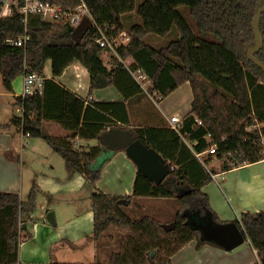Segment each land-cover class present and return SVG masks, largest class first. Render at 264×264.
Here are the masks:
<instances>
[{
  "label": "trees",
  "instance_id": "trees-1",
  "mask_svg": "<svg viewBox=\"0 0 264 264\" xmlns=\"http://www.w3.org/2000/svg\"><path fill=\"white\" fill-rule=\"evenodd\" d=\"M51 1L64 7L79 3V0ZM85 1L96 23L111 36L125 31L124 14L137 12L140 20L133 22L126 31L130 40L118 47V53L122 57L131 56L133 65L141 66L148 73L153 87L163 96L182 83L191 82L192 109L184 116L181 132L197 140L195 151L207 148L206 135L211 133L218 145V156L225 159V169L231 168L233 162L238 165L244 160L264 159L261 144L264 124L261 128L255 126L257 122L264 123V71L247 54L249 47L256 43L253 17L264 0H141L139 4L137 0ZM182 8L189 10L201 33L215 39L200 36L187 21ZM23 17L24 13L15 9L0 22V72L7 90L13 89L14 79L28 68L44 76L48 59L52 60L55 76L62 74L72 62L80 61L90 73V92L112 85L115 70L125 67L121 60L115 62L116 69L105 64L102 53L106 48L96 41L100 35L96 25L78 35L76 27L68 21H49L42 19L41 14L32 13L25 23ZM259 25L264 37V12ZM26 32L31 36L25 45L7 41ZM172 32L176 33L175 38L163 45L146 40L150 35L165 37ZM256 57L264 62V44ZM45 81L42 93L17 97L16 104L23 105L25 111L23 116L15 115L12 123L22 126L31 136L45 139L64 158L71 172L83 174L87 184L96 187L104 164L111 158L110 155L102 159L105 150L101 134L113 127L103 125L100 119L87 126L86 116L80 124L84 99L60 86L68 122L64 123L62 116L59 118L72 133L65 137L51 135L42 124ZM88 108L89 105L86 114ZM197 119H202L203 124ZM249 126H253L252 131ZM131 130L164 156L168 153L174 157L169 174L159 184L138 171L132 194L106 193L98 188L93 191L92 236L98 241L114 227L129 232L119 250H113L106 262H21L20 231L25 218L36 208L40 188L35 183L26 199L18 192L0 191V264H174L173 255L193 239H197V247L204 243L221 246L205 238L202 230L192 223L196 211L204 220L211 217L218 224L229 221L219 218L210 205L208 194L202 191V186L212 178L210 174L197 181L194 177L199 174L198 168L192 166V171L191 166L185 167L182 160L186 155L182 149L187 146L182 136L176 131L169 139L156 135L159 142L156 147L140 132L142 129ZM76 135L82 138L99 136L102 144L75 147L72 139ZM183 188L186 192H182ZM141 195L176 198L179 208L171 221L175 222V227L166 229L164 222L148 214L132 218L126 208L133 204L135 196ZM235 221L257 251L259 260L254 264H264V210L242 212Z\"/></svg>",
  "mask_w": 264,
  "mask_h": 264
},
{
  "label": "crops",
  "instance_id": "crops-1",
  "mask_svg": "<svg viewBox=\"0 0 264 264\" xmlns=\"http://www.w3.org/2000/svg\"><path fill=\"white\" fill-rule=\"evenodd\" d=\"M102 56L110 69H116L115 62L120 59L113 55V52L106 49ZM127 57L133 62L131 56ZM44 74L46 95L41 110L42 124L55 137H65L72 133V130L66 128L64 124L68 122L66 119L68 113L60 93V86L84 99V114L80 124H83V117L86 116L87 126L100 119L108 128L123 126L127 129H142L140 132L156 147H159L156 135L167 139L175 135L176 130L171 126V116L178 115L182 127L184 116L192 109L194 92L190 81L182 83L170 94L163 96L159 102H155L142 91L141 86L126 67L115 70V81L112 85L93 92H90V73L80 61L72 62L62 74L55 76L52 60L48 59ZM23 83L24 75H21L14 79L11 91L7 90L4 84L0 87V191L18 192L23 199H26L35 183L40 188L36 208L22 224L19 260L29 263L70 261L69 259L79 257V250L89 247H91L89 256L96 257L98 241L92 236L94 229L92 193L98 188L106 193L132 194L138 173L137 165L128 156L124 147L115 148L113 153H110V150L104 151L102 159L110 155L111 158L104 164L101 177L96 187L92 189L87 184L86 177L71 172L64 158L47 141H41L37 137L32 138L29 133L24 132L22 126L12 123L15 115L21 116L16 109V100L23 91ZM186 84L191 92L190 94L188 92L190 95L188 104L184 107L180 104L182 102L178 103L177 97L173 96ZM6 96L16 97L12 102L14 115L10 114L8 107L4 105L5 99L8 98ZM59 116L64 118V123ZM17 133L19 139H16ZM187 134H180L187 146L182 149L183 154L186 155L182 161L185 167L198 168L199 174L194 177L195 180L201 181L207 173L212 177L202 186V191L208 194L210 205L220 219L232 221L240 217L242 212L264 210V159L256 162L244 160L238 165L232 164L231 168L225 169V159L220 158L218 154L208 153L210 146L208 143L207 148L201 151L200 159L194 152L197 140L190 139ZM27 137L31 138L30 141L26 140ZM19 141L20 143H17ZM72 142L75 147L102 144L99 136L82 138L76 135ZM164 157L171 164L173 163L171 158L174 155L170 156L167 153ZM59 158H62L64 163H61ZM208 162L213 165L211 169L207 166ZM168 198L141 195L135 196L134 202L139 199L146 202L144 204H156L154 207L157 213L159 207L165 203L162 200ZM159 203L161 205H158ZM132 206L133 204L129 208ZM149 209L151 214L154 209L153 207ZM49 213H52V219ZM246 241L252 248V255L247 258L242 256L233 259L244 249L226 253L224 247L211 243L197 247V240L193 239L173 255V262L174 264H254L259 260L257 251L250 239Z\"/></svg>",
  "mask_w": 264,
  "mask_h": 264
},
{
  "label": "built area",
  "instance_id": "built-area-1",
  "mask_svg": "<svg viewBox=\"0 0 264 264\" xmlns=\"http://www.w3.org/2000/svg\"><path fill=\"white\" fill-rule=\"evenodd\" d=\"M15 9H19L24 13L23 20L25 23L29 19V15L32 13L41 14L42 19L49 21L66 20L75 27L78 26L85 17H89L93 21V26L96 25L99 29L100 35L96 38V41L107 50L116 54L119 59L124 63L133 78L139 83L144 93L153 101L159 102L162 99V93L153 87V81L148 73L141 67L133 65V62L129 57L123 58L118 53V47L121 44L128 43L130 37L126 32H120L116 36H111L107 33L106 29L100 27L89 9L88 4L85 0H79L76 5L64 7L62 4L51 1V0H0V22L3 21L7 16L13 13ZM30 34L26 32L17 38H8L7 41L12 44L25 45L30 39ZM24 83L21 97H25L28 94L42 93L44 87L45 77L28 68L24 72ZM17 111L21 116L24 115L25 108L23 105H18ZM180 117L178 115L171 116V126L179 134L181 133ZM199 124H203L202 119H197ZM264 123L257 122L256 127L261 128ZM248 129L252 131L253 126H249ZM185 137V136H183ZM186 140V139H185ZM206 141L210 144L208 153L218 154V145L214 142V138L211 133L206 136ZM261 144L263 145L262 153L264 154V133H261ZM196 155L201 159L202 152L194 151Z\"/></svg>",
  "mask_w": 264,
  "mask_h": 264
},
{
  "label": "water",
  "instance_id": "water-1",
  "mask_svg": "<svg viewBox=\"0 0 264 264\" xmlns=\"http://www.w3.org/2000/svg\"><path fill=\"white\" fill-rule=\"evenodd\" d=\"M263 12L264 3L258 7L253 17L252 27L256 43L249 47L247 54L248 58L254 61L264 71V62L256 57V52L264 44V37L259 25ZM92 26V20L89 17H85L76 27V32L78 35H82L85 30ZM101 137L105 151L113 150L117 147H124L128 156L136 163L138 171L156 184L161 183L172 168L170 161L164 155L146 142L145 139L135 134L131 129L113 127L102 133ZM182 192H186V189L183 188ZM49 217L52 219V213H49ZM192 223L202 230L205 238L216 241L227 250L236 248L247 239L235 220L218 224L211 217H208L203 221L192 220ZM175 225L174 221L164 224L166 229H172Z\"/></svg>",
  "mask_w": 264,
  "mask_h": 264
},
{
  "label": "rangeland",
  "instance_id": "rangeland-1",
  "mask_svg": "<svg viewBox=\"0 0 264 264\" xmlns=\"http://www.w3.org/2000/svg\"><path fill=\"white\" fill-rule=\"evenodd\" d=\"M139 2H141V0H137V4H139ZM183 12H184V15L187 19V21L192 25V27L194 28V30L202 37H205L207 36L208 38L210 39H215L213 36H208V35H205L204 33H201L198 28H197V25H196V22L194 21V19L191 17L190 15V12L188 9L186 8H182ZM122 19L124 21V27H125V31L124 32H128L131 24L137 20H140V16L137 14L136 11H133V12H130V13H126L122 16ZM92 20V19H91ZM62 21H66V20H62ZM93 21V20H92ZM77 27V26H76ZM176 36V33L175 32H172L170 33L169 35L165 36V37H160V36H157V35H150L147 37V41L149 40L150 43H153L154 45H163V44H166L168 43L170 40H172L173 38H175ZM113 55H115L116 57H118L116 54L113 53ZM119 58V57H118ZM21 76V75H20ZM2 77V74L0 72V87H2V85L4 84V80H1L3 79ZM188 92L190 94V88L189 86L184 85V86H181V88L174 94L173 97H177L178 99V103H180L181 105H183L184 107L187 106L188 104V100H189V96L188 95ZM22 93V92H21ZM8 97V98H6ZM5 100V106L8 107L9 109V112L10 114L14 115L15 111H14V107H13V104L12 102L15 101L16 97L14 96H6ZM162 101V100H161ZM177 103V104H178ZM16 109L18 107L19 104H16ZM191 106V104H190ZM15 109V110H16ZM179 113L181 114V112L179 111ZM17 132V131H15ZM35 137V136H32V138ZM39 139H41V141H46L44 140L43 138L41 137H37ZM16 139H19V133H17V136H16ZM31 138L27 137V141H30ZM17 143H20L17 142ZM47 143V142H45ZM48 145V144H47ZM158 150V149H157ZM159 151V150H158ZM162 155L164 154L162 151H159ZM59 157V156H58ZM61 159V163H64L63 159L62 158H59ZM234 164V162H233ZM207 166L208 168L211 169V167L213 166L210 162L207 163ZM220 181V179H219ZM94 187H92L93 189ZM161 201V200H160ZM164 201L165 203L159 207V211L156 213V204H144L146 202H144L143 200H139L137 199L136 202H133V206L131 208L127 207L126 210L128 212V214L132 217V218H140L141 216L143 215H151V216H154L155 218L159 219L160 221L164 222V223H169L171 222L172 220H174V218L176 217V212L179 208V202L176 198H173V197H169L167 200H162ZM152 205V206H151ZM158 205H161L160 203ZM155 206V207H154ZM150 207H153V212L151 214L149 210ZM241 215V213H240ZM193 219L194 220H198V221H203L204 220V217H202L201 215H199L196 212H194L193 214ZM130 233L129 232H125V230H122L120 228H112L108 234H106L103 238H101L100 240H98L97 244H96V247H97V256L96 257H93L90 255L89 256V251L91 250V247L87 248V249H84V250H79V257H75L77 259H69L70 261H80V262H87V263H92L93 261L95 260H100V261H108L109 260V256H110V253L113 251V250H119V248L121 247L120 245L123 244V240L126 241V237L129 235ZM197 240V239H196ZM218 246V245H217ZM219 247H222V246H219ZM236 249H244L242 251H239L234 257L233 259H238V258H241L242 256L244 257H248V256H251L252 254V248H251V245L249 246V242L246 241L244 243H242L241 245L237 246L236 248H234L233 250H225L226 253H233L236 251ZM204 257V256H203ZM230 259V258H229ZM93 260V261H92ZM224 260H226L224 258Z\"/></svg>",
  "mask_w": 264,
  "mask_h": 264
}]
</instances>
